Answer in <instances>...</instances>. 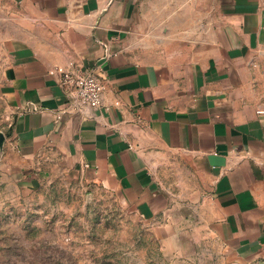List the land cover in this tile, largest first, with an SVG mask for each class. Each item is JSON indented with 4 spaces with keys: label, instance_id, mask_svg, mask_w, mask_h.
<instances>
[{
    "label": "crops",
    "instance_id": "0c3cea01",
    "mask_svg": "<svg viewBox=\"0 0 264 264\" xmlns=\"http://www.w3.org/2000/svg\"><path fill=\"white\" fill-rule=\"evenodd\" d=\"M57 67L103 105L69 110ZM0 94L12 170L65 157L219 264H264V0H0Z\"/></svg>",
    "mask_w": 264,
    "mask_h": 264
},
{
    "label": "rangeland",
    "instance_id": "374dc122",
    "mask_svg": "<svg viewBox=\"0 0 264 264\" xmlns=\"http://www.w3.org/2000/svg\"><path fill=\"white\" fill-rule=\"evenodd\" d=\"M13 119L0 94V264H219L193 242L187 221L174 214L164 223L179 227L161 231L65 157L12 170L4 155Z\"/></svg>",
    "mask_w": 264,
    "mask_h": 264
},
{
    "label": "built area",
    "instance_id": "2783aa9c",
    "mask_svg": "<svg viewBox=\"0 0 264 264\" xmlns=\"http://www.w3.org/2000/svg\"><path fill=\"white\" fill-rule=\"evenodd\" d=\"M50 74L58 77L69 110L80 112L85 108L99 109L103 105L105 85L95 72L57 67Z\"/></svg>",
    "mask_w": 264,
    "mask_h": 264
}]
</instances>
